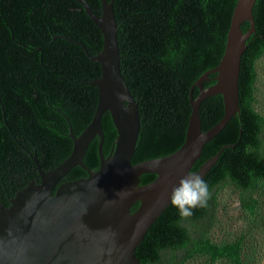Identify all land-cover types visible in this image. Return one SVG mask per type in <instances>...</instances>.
Returning <instances> with one entry per match:
<instances>
[{"label":"trees","instance_id":"obj_1","mask_svg":"<svg viewBox=\"0 0 264 264\" xmlns=\"http://www.w3.org/2000/svg\"><path fill=\"white\" fill-rule=\"evenodd\" d=\"M95 14L100 0H85ZM111 1V0H108ZM237 0H112L117 25L120 72L137 103L139 133L131 164L165 157L183 144L191 112L193 83L219 63ZM255 32L246 40L238 80L239 112L203 146L191 168L219 156L203 179L211 190L206 208L181 220L175 207L166 209L135 249L139 264H185L203 256L210 263L245 264L241 240L217 245L208 239L215 223L217 192L232 187L241 211L255 223L258 192L264 188V117L253 107L257 59L264 52V0L252 9ZM247 22L241 24L245 32ZM102 46V35L75 0H0V201L29 181L39 182L32 160L42 170L60 164L75 136L90 122L97 89L90 82L100 66L90 60ZM214 74L204 87L214 84ZM198 89L192 90L196 97ZM223 115L221 95L199 105L203 131ZM106 156L116 136L108 112L102 115ZM98 138L89 144L83 164L96 170ZM87 177L73 167L61 180ZM140 184L155 175H141ZM38 179V180H37ZM138 203L131 211L136 210Z\"/></svg>","mask_w":264,"mask_h":264},{"label":"water","instance_id":"obj_2","mask_svg":"<svg viewBox=\"0 0 264 264\" xmlns=\"http://www.w3.org/2000/svg\"><path fill=\"white\" fill-rule=\"evenodd\" d=\"M102 35L101 49L88 57L100 66V75L90 82L97 89V103L88 125L75 136L71 125L70 154L56 167L42 170L35 156L39 182L29 181L8 199L0 201V264H139L135 249L155 220L170 203L174 186L192 173L201 178L217 160L221 149L196 172L191 168L199 159L205 143L215 137L239 112L238 80L246 40L255 32L252 13L256 0H237L230 18L223 54L217 66L204 72L189 94L191 112L183 144L161 158L131 164L139 133L138 106L120 72L117 25L112 0H100L95 14L85 0H75ZM247 22L243 32L241 24ZM214 84L204 87L209 75ZM198 89L196 97L192 90ZM127 97L122 101L119 96ZM221 95L223 115L203 131L199 105ZM108 112L116 136L109 153L102 152L104 135L102 115ZM97 137L99 164L91 170L83 164L85 152ZM80 167L87 177L60 180ZM155 178L140 184L141 175ZM138 203L136 210L131 211Z\"/></svg>","mask_w":264,"mask_h":264},{"label":"rangeland","instance_id":"obj_3","mask_svg":"<svg viewBox=\"0 0 264 264\" xmlns=\"http://www.w3.org/2000/svg\"><path fill=\"white\" fill-rule=\"evenodd\" d=\"M256 82L253 107L264 117V52L255 64ZM260 205L259 217L252 223L241 211L238 193L232 187L217 192V211L208 239L223 245L241 240L242 258L245 264H264V188L257 194ZM185 264H226L223 261L210 263L206 257L197 256Z\"/></svg>","mask_w":264,"mask_h":264},{"label":"clouds","instance_id":"obj_4","mask_svg":"<svg viewBox=\"0 0 264 264\" xmlns=\"http://www.w3.org/2000/svg\"><path fill=\"white\" fill-rule=\"evenodd\" d=\"M119 99L124 101L127 97L121 94ZM210 198L211 190L208 183L199 175L190 173L174 186L170 203L183 220L191 217L195 209L206 208Z\"/></svg>","mask_w":264,"mask_h":264},{"label":"flooded vegetation","instance_id":"obj_5","mask_svg":"<svg viewBox=\"0 0 264 264\" xmlns=\"http://www.w3.org/2000/svg\"><path fill=\"white\" fill-rule=\"evenodd\" d=\"M37 170V169H36ZM38 173V172H37ZM39 177V176H38ZM38 180V179H37ZM35 182V181H34ZM35 183H38V182H35Z\"/></svg>","mask_w":264,"mask_h":264}]
</instances>
